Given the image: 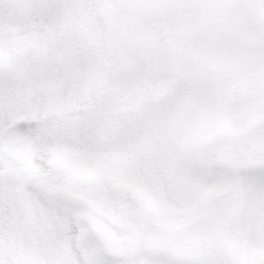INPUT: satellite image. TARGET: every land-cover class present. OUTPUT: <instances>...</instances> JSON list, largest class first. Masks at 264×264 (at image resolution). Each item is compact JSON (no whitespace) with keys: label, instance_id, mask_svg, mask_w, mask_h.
<instances>
[{"label":"snow or ice","instance_id":"1","mask_svg":"<svg viewBox=\"0 0 264 264\" xmlns=\"http://www.w3.org/2000/svg\"><path fill=\"white\" fill-rule=\"evenodd\" d=\"M0 264H264V0H0Z\"/></svg>","mask_w":264,"mask_h":264}]
</instances>
